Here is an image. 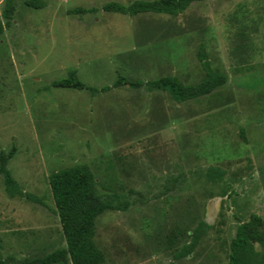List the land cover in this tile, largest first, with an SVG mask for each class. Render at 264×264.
Instances as JSON below:
<instances>
[{
    "label": "rangeland",
    "instance_id": "1",
    "mask_svg": "<svg viewBox=\"0 0 264 264\" xmlns=\"http://www.w3.org/2000/svg\"><path fill=\"white\" fill-rule=\"evenodd\" d=\"M134 1L0 0V156L22 193L10 196L0 173V263L65 248L48 175L76 165L120 207L95 220L106 264H228L250 215L264 240V0L101 9ZM199 54L222 76L210 93L177 104L150 87L200 83ZM71 71L92 92L53 86ZM118 76L141 85L113 87ZM199 222L198 243L176 257ZM253 250L264 264V246Z\"/></svg>",
    "mask_w": 264,
    "mask_h": 264
},
{
    "label": "trees",
    "instance_id": "2",
    "mask_svg": "<svg viewBox=\"0 0 264 264\" xmlns=\"http://www.w3.org/2000/svg\"><path fill=\"white\" fill-rule=\"evenodd\" d=\"M196 1L200 0H138L128 6L108 2L101 9L105 12L122 15H135L145 12L176 15L181 13L190 3ZM33 2L34 0H25L27 6L34 5ZM80 12H83V10H80ZM237 35L239 39L242 37V33ZM234 48L240 54H244L246 50V46L241 44ZM198 59L201 61L205 76L197 85L183 86L174 77H163L149 82L150 87L165 91L177 104L210 93L215 87L222 84V76L212 72L209 64L204 61L203 54H199ZM74 74V71L69 72L67 78L53 82V86L77 90L88 89L92 92L90 88L79 82ZM122 85L140 86L141 83L129 82L124 77L118 76L113 83V87ZM7 155L6 157L0 156V173L3 175L5 191L10 196L15 194L22 196L15 181L5 168L10 153ZM48 186L65 248L48 253L42 258L23 259L19 264H106L102 253L93 243L95 220L106 211L118 210L120 207L101 199L96 194L94 177L85 165H76L49 174ZM25 197L28 200L31 198L29 196ZM262 225L257 216L250 215L246 223H242L236 228L234 237L230 240L228 246V264H254L256 253L253 250V244L256 243L260 247L264 246V240L258 230ZM206 229L207 225L204 222H199L190 232L189 242L176 253V257L188 255Z\"/></svg>",
    "mask_w": 264,
    "mask_h": 264
}]
</instances>
